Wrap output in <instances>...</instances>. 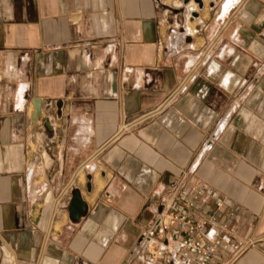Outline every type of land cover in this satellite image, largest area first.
Wrapping results in <instances>:
<instances>
[{
	"label": "crops",
	"instance_id": "crops-1",
	"mask_svg": "<svg viewBox=\"0 0 264 264\" xmlns=\"http://www.w3.org/2000/svg\"><path fill=\"white\" fill-rule=\"evenodd\" d=\"M174 179L264 264V0H0V264H146Z\"/></svg>",
	"mask_w": 264,
	"mask_h": 264
},
{
	"label": "built area",
	"instance_id": "built-area-1",
	"mask_svg": "<svg viewBox=\"0 0 264 264\" xmlns=\"http://www.w3.org/2000/svg\"><path fill=\"white\" fill-rule=\"evenodd\" d=\"M204 193L213 194L204 183L188 186L183 179L171 181L158 215L140 238L149 256L146 264H209L215 260L223 240L216 228L217 212L196 200Z\"/></svg>",
	"mask_w": 264,
	"mask_h": 264
},
{
	"label": "water",
	"instance_id": "water-1",
	"mask_svg": "<svg viewBox=\"0 0 264 264\" xmlns=\"http://www.w3.org/2000/svg\"><path fill=\"white\" fill-rule=\"evenodd\" d=\"M185 3H188L191 0H183ZM201 0H198V3H200ZM61 103H58L57 106L60 108ZM37 107V105H36ZM87 209V205L82 201L81 196L78 194V192L74 195V197L71 199L70 206H69V212L72 218H78L85 214Z\"/></svg>",
	"mask_w": 264,
	"mask_h": 264
}]
</instances>
